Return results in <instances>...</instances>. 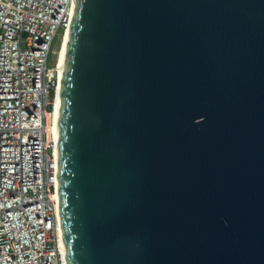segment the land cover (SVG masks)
Instances as JSON below:
<instances>
[{"label":"water","instance_id":"water-1","mask_svg":"<svg viewBox=\"0 0 264 264\" xmlns=\"http://www.w3.org/2000/svg\"><path fill=\"white\" fill-rule=\"evenodd\" d=\"M67 264H264V0H76Z\"/></svg>","mask_w":264,"mask_h":264},{"label":"built area","instance_id":"built-area-1","mask_svg":"<svg viewBox=\"0 0 264 264\" xmlns=\"http://www.w3.org/2000/svg\"><path fill=\"white\" fill-rule=\"evenodd\" d=\"M75 5L0 0V264H67L58 140L49 125L59 84L55 44Z\"/></svg>","mask_w":264,"mask_h":264},{"label":"bare ground","instance_id":"bare-ground-1","mask_svg":"<svg viewBox=\"0 0 264 264\" xmlns=\"http://www.w3.org/2000/svg\"><path fill=\"white\" fill-rule=\"evenodd\" d=\"M71 25H72V22H71L69 28L64 32V34L61 38L59 51L57 53V63H58V68H59V84H58V88H57V97L55 100V112L53 114V118L51 119V124L49 125V127H51V130L55 134L56 140H58V137H59V116H60L62 89H63L64 72H65V60H66V55L68 52V43H69ZM58 151L56 152L57 159H58ZM58 199H59L58 219H59V224H61V234L63 236L62 217H61L60 197L59 196H58ZM61 246H62V250L65 252V247L63 245V241H62Z\"/></svg>","mask_w":264,"mask_h":264},{"label":"rangeland","instance_id":"rangeland-1","mask_svg":"<svg viewBox=\"0 0 264 264\" xmlns=\"http://www.w3.org/2000/svg\"><path fill=\"white\" fill-rule=\"evenodd\" d=\"M60 43H61V41L58 40V41L56 42V44H55V51H56V56H54L55 58H57V53H58V51H59Z\"/></svg>","mask_w":264,"mask_h":264}]
</instances>
